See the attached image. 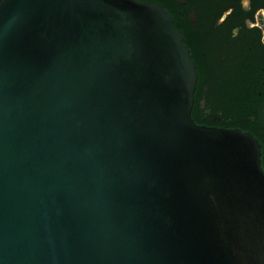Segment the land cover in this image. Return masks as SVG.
<instances>
[{
	"label": "water",
	"instance_id": "obj_1",
	"mask_svg": "<svg viewBox=\"0 0 264 264\" xmlns=\"http://www.w3.org/2000/svg\"><path fill=\"white\" fill-rule=\"evenodd\" d=\"M198 79L158 2L0 0V264H264L261 144Z\"/></svg>",
	"mask_w": 264,
	"mask_h": 264
},
{
	"label": "trees",
	"instance_id": "obj_2",
	"mask_svg": "<svg viewBox=\"0 0 264 264\" xmlns=\"http://www.w3.org/2000/svg\"><path fill=\"white\" fill-rule=\"evenodd\" d=\"M140 1L162 4L174 18L176 28L182 31L185 44L191 49L199 76L192 111L196 123L251 132L261 144L264 169V67H253V61H250L251 67H203L198 36L194 35L190 23L182 15L185 7L176 0ZM205 87H208L205 110L211 115L209 117L202 109ZM214 116L221 118L215 124L212 123Z\"/></svg>",
	"mask_w": 264,
	"mask_h": 264
},
{
	"label": "flooded vegetation",
	"instance_id": "obj_3",
	"mask_svg": "<svg viewBox=\"0 0 264 264\" xmlns=\"http://www.w3.org/2000/svg\"><path fill=\"white\" fill-rule=\"evenodd\" d=\"M176 1L185 7L182 15L198 36L203 67H251L250 61L253 67H264V0H186V4ZM207 91L205 87L204 110ZM205 115L211 116L207 110ZM220 119L214 116L212 123Z\"/></svg>",
	"mask_w": 264,
	"mask_h": 264
},
{
	"label": "rangeland",
	"instance_id": "obj_4",
	"mask_svg": "<svg viewBox=\"0 0 264 264\" xmlns=\"http://www.w3.org/2000/svg\"><path fill=\"white\" fill-rule=\"evenodd\" d=\"M263 29H264V22L262 23Z\"/></svg>",
	"mask_w": 264,
	"mask_h": 264
}]
</instances>
